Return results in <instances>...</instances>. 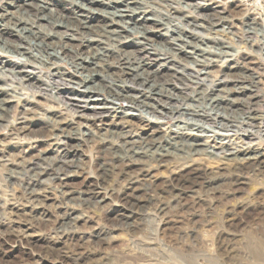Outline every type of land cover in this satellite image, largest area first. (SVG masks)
I'll return each mask as SVG.
<instances>
[{
    "label": "bare ground",
    "instance_id": "1",
    "mask_svg": "<svg viewBox=\"0 0 264 264\" xmlns=\"http://www.w3.org/2000/svg\"><path fill=\"white\" fill-rule=\"evenodd\" d=\"M2 1L4 5L0 9V74L10 73L12 80L18 82L20 89L25 87L34 89L37 85L33 83L36 78L32 75V71L26 70L25 75L18 77L22 73L18 70V62L32 67L35 65L51 67L60 62L69 65L73 70L69 71L64 67L67 72H64L65 69L58 71L57 68L62 66L57 67L56 70L65 73L64 76L70 74L72 79L67 82L80 87L83 91L81 94L83 101L75 98L72 103H70L73 99V94H70L72 92H68L65 102L58 95L50 94L49 97L63 102L65 113L69 117L67 122L64 119L51 120L50 137L55 142L59 141L51 146L60 150L67 147V140L76 138V130L64 129L61 126L64 123L74 124L78 129L86 127L89 122L92 124L97 122L99 126H106V123L108 126H115L114 117L108 121L101 118L117 108L123 110V117L133 116V112H136L139 116L153 118L156 116L157 120L158 117H163L191 123L187 125L179 121L180 123L173 124L171 127L174 129H168V133L173 132V135L167 133L165 138H161L164 140H160L155 138L156 134L154 135L153 132L146 135L130 133L128 129L131 127L130 122L123 124L127 119L121 118L123 123L120 122L119 129H106V133L98 137V148L102 155L95 171L96 178L81 186L79 192H60L62 194L60 199L64 205L77 203L90 209L92 205L96 206L98 203L96 199L102 203L111 196L108 187H116L123 183L124 187L118 197L122 208L111 218L112 227L117 229L133 227L135 217L144 215L152 206L157 211L164 212L168 208L167 205H158L159 202L152 204L149 198H145L147 196L141 198L142 196L139 197L136 192V189L144 183L142 181H145V177L138 175L146 174L152 169L149 168L151 163L152 167H161L163 163L169 161V155H173L168 148H165L164 143L179 149L186 157L236 161V169L242 175L252 172V169L264 163L258 148L251 144L232 148L238 145L231 142V138L236 134L241 135L240 142L245 140L242 136L251 139L259 135V139L264 138V116L256 112L251 102L245 101L243 105L236 103L241 96L250 92L252 85L258 84H254L255 81H251L249 76H241L239 81L250 82H240L234 90L226 87L231 81H218L219 83L212 87L213 81L206 78L210 73L208 67L217 63L207 51V45L219 46L222 49L229 48V43L216 34L223 32V29L213 31L211 28L218 25L222 18L203 17L204 14L199 15L196 12L198 4L195 6L196 3H188L190 1L186 0H110L123 6L121 9L115 7L114 11L97 7L100 4V7H107V1L102 4L104 0H55L60 6V9L56 10L52 9L53 4L46 0H36L35 3H28V0ZM155 3H169L170 11L165 13L156 11L152 7ZM182 3L186 4L182 5ZM9 8L15 10H8ZM177 12L184 13L177 14ZM98 15L109 18L108 22L103 24V21L98 22L99 19L93 20V17ZM89 20L95 25H87ZM199 20H207L208 26L199 23ZM260 22L258 24L260 28L247 26L245 32L248 35L242 40L227 28H225L226 34L238 38L245 47L256 46L257 51L254 53L264 56V36L259 35L264 25L262 19ZM200 29L203 31H198ZM155 32H158L157 36L165 38L159 46L147 37L148 34ZM18 34L24 39L25 44L12 42L11 38L17 37ZM121 44H125L124 49L119 47ZM129 47L135 49L126 51ZM109 51L113 53L112 57H116L111 59ZM4 56L15 58L16 63L11 64L9 61L6 67L7 60L1 59ZM183 65H191L193 73L184 74ZM106 66H109L107 70H113L114 73L111 72L113 75L105 70ZM43 71L37 69V76L42 81H48L47 77L42 78ZM47 71L49 81H66L60 80L61 77L52 78V72ZM96 77L101 79V82H98ZM205 82H209L208 86L203 85ZM52 85L57 89V83ZM21 93L5 92V95L20 99ZM225 99H228V105L222 104ZM6 101V98H0V112L5 114L9 113L7 107H4V104L7 105L9 102ZM80 103H90L93 106L88 108ZM120 103L125 105L122 106ZM234 104L237 105L235 108ZM67 111H70V114ZM3 118L5 117L0 114V122L4 120ZM181 123L183 125H180ZM203 125L222 127L226 133L213 132L214 136L208 141L210 138L206 133L210 132L209 126ZM24 129L20 127L18 131ZM44 137L49 135H41L38 139ZM61 137L66 142L62 143ZM24 168L25 171L22 170V173L27 178L20 182V190L25 205L13 206L9 210L13 224L11 226L18 229L13 230L6 226L5 230L0 232V242L14 240L20 245L35 244L36 235L30 234L29 231L39 229L48 222L61 229L57 230V239H62L66 233L76 230L79 218L74 216L73 209L67 206L62 208L64 212L61 216L51 220L48 203L52 200V195L43 183L51 182L66 188L70 183L69 180L77 173L72 172L71 169H80L78 163L74 160L68 161L63 156L48 160L43 166H36L33 161L28 162ZM134 174L136 176H133ZM6 175L10 179L15 178L12 174ZM174 181V186L181 192L183 189H188L189 178L177 177ZM169 183L171 180L167 181V184ZM168 192L174 193L170 205L175 207L178 200L180 202L183 199V194L171 190ZM93 238V245L101 243L99 234ZM90 256L89 251L78 253L72 262L86 264Z\"/></svg>",
    "mask_w": 264,
    "mask_h": 264
},
{
    "label": "rangeland",
    "instance_id": "2",
    "mask_svg": "<svg viewBox=\"0 0 264 264\" xmlns=\"http://www.w3.org/2000/svg\"><path fill=\"white\" fill-rule=\"evenodd\" d=\"M28 1V3H35L36 0ZM46 1L53 4L51 5L52 9H60L55 0ZM106 1L109 3H106L107 7H100L101 4L98 6L96 4V6L103 10L109 9L107 11H114L115 7H120V9L123 7L110 0H104L102 4ZM186 1L196 3L195 6L198 4L196 12L199 15L204 14L203 17L222 18L218 25L211 28L213 31L223 29V32L216 34L220 35L218 37L223 41L229 43V48L222 49L219 46L207 45V51L213 56V60L217 61L216 64L208 67L210 73L206 76L208 80L213 81L212 87L216 86L218 81H231L226 84V87L235 90L240 82H250L239 81V78L249 76L251 81H255L254 84L258 85H252L253 88L250 92L241 96L236 103L243 105L245 101L251 102L256 112L264 116V56L254 53L257 51L256 46L250 48L246 45L245 47L244 43L240 41L248 35L245 32L247 26L260 28L258 24L261 23V19L264 25V0ZM184 4L186 3H182V5ZM3 5V1L0 0V9ZM152 7L160 13L169 12L171 8L169 3H155ZM8 10L14 11L15 9L9 8ZM183 13L177 12V14ZM94 19H99L98 22L103 21L104 24L108 22L109 18L98 15L94 16ZM88 22L90 24L87 23V25H95L92 20ZM199 23L204 26L209 24L207 20H199ZM225 28L235 32L240 40L238 41V38L231 34H226ZM262 30L259 35L264 36V29ZM157 33L148 34L147 37H150V40L159 46V43L165 38L157 36ZM11 40L13 43L16 41L25 44L19 34L17 37H12ZM205 42L207 43V41ZM119 47L124 49L125 44H121ZM130 49L135 48L129 47L126 48V51ZM112 54L109 51L111 59L116 57H112ZM151 55L153 56V54ZM1 59L7 60L6 67L9 65V61L11 64L16 63V59L10 56H4ZM64 67L69 71L73 70L69 65L60 62L51 67L24 66L18 62V70L22 73L20 76L16 73V76L22 77L26 74V70L32 71V75L36 78L33 83L37 85L34 89L31 87L20 89L18 82L12 80L13 77L10 73L0 74V98H6L9 101L7 105L4 104L9 113L0 112L5 117L3 123L0 122V154H2L0 155V232L5 230L6 226L12 228L9 210L13 206L22 207L25 205V202L22 201L20 182L27 178L22 173L26 164L33 161L36 166H43L48 160H55L63 156L68 161L77 162L80 169H71L72 172L76 171L77 173L69 180L70 183L66 188H61L51 182L43 183L52 195V200L48 203L50 218L53 220L57 216H61L64 212L62 208L67 206L73 209L72 213L79 218L78 228L66 233L64 238L57 239V230L61 229H57L55 225L48 222L43 224L44 226L41 225L39 229L29 231L30 234L36 235L34 237L35 244L20 245L14 240L0 242V264H73L72 259L78 253L85 251L91 253L86 264H264V163L256 166L252 172L242 175L236 169V161L186 157L179 149L164 143L165 148H168L173 155H169V161L163 163L161 167H152L151 163L149 168L152 169L146 174H139L138 176L145 177V181H142L144 183H140L141 186L136 189L139 197L147 196L145 198H149L152 204L159 202L158 205H167L168 208L164 212H159L152 206L144 215L135 217L136 221L133 227L123 229L112 227L111 218L122 208L118 197L124 187L123 183L116 187H108L111 196L102 203L96 199L95 201L98 203L96 206L92 205L90 209L79 206L77 203L64 205L60 199L62 195L60 192H79L81 186L96 178L95 171L102 155L98 148V137L103 136L106 129H119L120 122L123 123L121 118L127 119L123 124L130 122L131 127L128 128L130 133L146 135L153 132L154 135L156 134L155 138L160 140H164L161 138L166 137L169 128L174 129L171 127L173 124L180 122L191 124L181 119L170 120L158 117L157 120L156 116L154 118L145 117V115L139 116L136 112H133V116L123 117V110L117 108L101 118L108 121L114 117L115 126H108V123L105 124L106 126H99L97 122L95 124L89 122L86 127L78 129V126L70 123L61 125L66 130H76L77 134L76 138L67 140L66 148L59 150L58 147L57 149L51 146V144L55 145L59 142H55L50 137L51 120L64 119L67 122L69 117L65 113L63 102L49 96L53 93L65 102L68 92H72L70 94H73V99L70 103L75 98L83 101L81 88L67 82L72 79V76L70 74L64 76L65 73L58 72L65 69ZM107 67L109 66H106L105 70L113 75V70H107ZM182 68L184 74L193 73L191 65H183ZM37 69L44 70L42 78L46 79L47 77L48 81L38 78ZM47 70L52 72V78L61 77L60 80L66 81H49ZM164 71L167 72V70ZM64 72H67L66 69ZM225 76L230 78L225 79ZM96 79L101 82L98 77ZM103 81L105 80L103 79ZM209 82H205L203 85L208 86ZM53 83L58 84L57 89L54 88ZM5 88L6 90H3ZM18 91L22 92L20 99L5 95V92L11 94L18 93ZM80 104H84L88 108L93 106L90 103ZM222 104L228 105V99L223 100ZM236 106V104L233 105L234 108ZM67 113L70 114V111ZM182 123L180 125H183ZM203 126L208 127L209 125ZM20 127L25 128L22 130L23 132L18 131ZM218 127L215 125L208 127L210 131L206 133V136L210 138L208 141H211L214 133H226L224 128L219 127L220 131ZM83 134L86 135L82 136ZM168 134L172 136L173 132ZM227 134H232V132H227ZM41 135H49V137L38 139ZM240 136L236 134L231 138V142L238 145L237 147L232 146V148L251 144L259 149L262 154L260 157L264 161V138L259 139V135L253 136L255 138L251 139L242 136L245 140L240 142ZM218 137L216 136V138ZM202 139L205 140V138ZM60 141L66 142L62 137ZM42 159L47 160L43 161ZM3 164L5 165L3 166ZM6 174H12L15 178L10 179ZM177 177L190 179L188 189H183L181 192L174 186V179ZM168 180H171V183L167 184ZM145 183L148 185L144 186ZM168 190L183 194V199L180 202L176 198L178 203L175 207L170 205L171 196L174 193L168 192ZM12 229L17 230L18 228ZM96 234H99L102 240L100 244L93 245V237Z\"/></svg>",
    "mask_w": 264,
    "mask_h": 264
}]
</instances>
